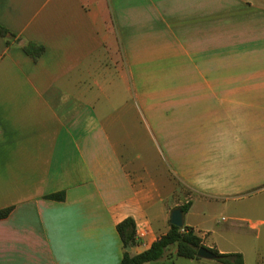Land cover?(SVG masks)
I'll return each mask as SVG.
<instances>
[{
  "label": "crops",
  "instance_id": "0c3cea01",
  "mask_svg": "<svg viewBox=\"0 0 264 264\" xmlns=\"http://www.w3.org/2000/svg\"><path fill=\"white\" fill-rule=\"evenodd\" d=\"M256 2L0 0L9 31L0 34V210L13 208L0 220V264H120L125 219L136 222L131 254H140L169 232L182 193L258 183ZM28 43L45 47L37 61ZM191 209L185 225L206 247L241 252L247 264L246 251L187 223Z\"/></svg>",
  "mask_w": 264,
  "mask_h": 264
},
{
  "label": "rangeland",
  "instance_id": "374dc122",
  "mask_svg": "<svg viewBox=\"0 0 264 264\" xmlns=\"http://www.w3.org/2000/svg\"><path fill=\"white\" fill-rule=\"evenodd\" d=\"M256 1L254 4L255 9L262 10L264 22V0ZM156 69L151 68V70ZM183 117L184 123H189L192 118L190 114ZM261 122L263 125L261 135L264 136V115L261 117ZM151 140L156 144L154 139ZM156 166L160 169L165 168V165L159 161L156 162ZM260 175L261 177L255 186L243 191L231 192L225 195L195 193L192 196L190 193H182L179 196V207L187 202H192L193 199V208L186 222L200 231L210 232L207 242L213 240L222 249L226 250L246 251L247 264H264V259L261 257L264 256V169ZM176 249V246H172L166 258L170 256L171 259ZM257 254H260V257ZM162 264L221 263L216 259L194 260L174 256L173 259Z\"/></svg>",
  "mask_w": 264,
  "mask_h": 264
},
{
  "label": "trees",
  "instance_id": "16d2710c",
  "mask_svg": "<svg viewBox=\"0 0 264 264\" xmlns=\"http://www.w3.org/2000/svg\"><path fill=\"white\" fill-rule=\"evenodd\" d=\"M9 31L0 27V34L7 36ZM11 37H15L10 33ZM9 39V38H8ZM10 44V41L7 40ZM24 51L33 60L37 61L45 52V47L34 43H28L24 46ZM49 199L64 201L65 194H55L48 197ZM192 202L180 206L184 215L190 211ZM13 208L0 210V220L7 218L12 212ZM117 231L123 243L124 249L127 247L135 248L139 241L137 238V225L133 218L129 217L117 225ZM172 246H176V256L188 259H200L197 253L200 248L205 247L216 255V260L222 264H245L242 253H220L216 248H208L204 245L203 239L197 234L193 227L184 225L183 228L171 225L169 232L159 238L152 246L136 255L125 250L124 257L120 264H150L162 260L169 252Z\"/></svg>",
  "mask_w": 264,
  "mask_h": 264
},
{
  "label": "water",
  "instance_id": "95a60500",
  "mask_svg": "<svg viewBox=\"0 0 264 264\" xmlns=\"http://www.w3.org/2000/svg\"><path fill=\"white\" fill-rule=\"evenodd\" d=\"M184 216L185 215L181 208H175L171 213L170 224L176 227H179V228H183L185 225ZM125 250L127 252H131L132 248L127 247ZM197 256L198 258H201V259H210V260L216 259V255L205 247H202L199 249Z\"/></svg>",
  "mask_w": 264,
  "mask_h": 264
},
{
  "label": "built area",
  "instance_id": "2783aa9c",
  "mask_svg": "<svg viewBox=\"0 0 264 264\" xmlns=\"http://www.w3.org/2000/svg\"><path fill=\"white\" fill-rule=\"evenodd\" d=\"M143 236V235H142ZM139 236H138V234H137V238H138ZM141 237V236H140Z\"/></svg>",
  "mask_w": 264,
  "mask_h": 264
}]
</instances>
